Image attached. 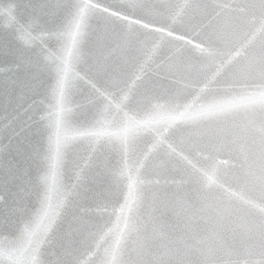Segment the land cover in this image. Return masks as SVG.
Instances as JSON below:
<instances>
[{"label":"snow or ice","instance_id":"obj_1","mask_svg":"<svg viewBox=\"0 0 264 264\" xmlns=\"http://www.w3.org/2000/svg\"><path fill=\"white\" fill-rule=\"evenodd\" d=\"M0 20V264H264V0Z\"/></svg>","mask_w":264,"mask_h":264},{"label":"water","instance_id":"obj_2","mask_svg":"<svg viewBox=\"0 0 264 264\" xmlns=\"http://www.w3.org/2000/svg\"><path fill=\"white\" fill-rule=\"evenodd\" d=\"M3 23V21L2 20H0V24H2Z\"/></svg>","mask_w":264,"mask_h":264}]
</instances>
